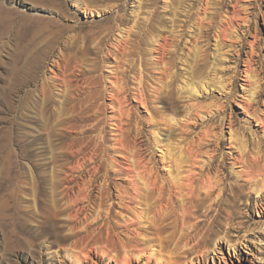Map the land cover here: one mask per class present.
Returning a JSON list of instances; mask_svg holds the SVG:
<instances>
[{"label": "rangeland", "instance_id": "1", "mask_svg": "<svg viewBox=\"0 0 264 264\" xmlns=\"http://www.w3.org/2000/svg\"><path fill=\"white\" fill-rule=\"evenodd\" d=\"M82 162L123 196L139 163L217 176L194 204L224 238L173 261L264 264V0H0V264H76L34 245L33 194L61 205Z\"/></svg>", "mask_w": 264, "mask_h": 264}, {"label": "bare ground", "instance_id": "2", "mask_svg": "<svg viewBox=\"0 0 264 264\" xmlns=\"http://www.w3.org/2000/svg\"><path fill=\"white\" fill-rule=\"evenodd\" d=\"M29 155L26 152L19 160L21 170L25 169L22 160L29 159ZM172 162L177 167V160ZM79 164L80 169L63 170V182L68 184L81 178L83 190L75 192L74 184H69L60 198L63 201L61 205L53 204L52 199L48 209L46 193L34 186V202L42 218L32 231L34 245L41 237L49 247L52 244L63 245L64 256L76 264H87L93 260V254L100 260L99 253L121 264H134L142 257L147 260L144 264H149L152 259H156L155 264H161L164 251L170 255L166 264H176L173 261L175 255L187 258L189 254L201 253L202 247L208 248L215 245L217 239L224 238V235H219L225 230L220 224V206H210L200 215L197 214V203L194 204L199 190L211 188L217 176L196 178L188 168L165 179L153 171V165L139 163L129 177L130 190L123 196L111 192L109 175L104 174L103 181L96 185L101 176L85 171V162ZM74 170L78 173L75 174ZM88 174V179H85ZM260 185L264 187V179ZM121 198L128 200L127 205L116 211V206L122 204ZM8 228L9 224L0 220V229L6 231ZM54 254L57 256L58 251Z\"/></svg>", "mask_w": 264, "mask_h": 264}]
</instances>
